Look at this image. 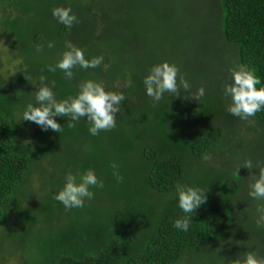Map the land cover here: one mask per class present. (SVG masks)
<instances>
[{
  "label": "trees",
  "instance_id": "16d2710c",
  "mask_svg": "<svg viewBox=\"0 0 264 264\" xmlns=\"http://www.w3.org/2000/svg\"><path fill=\"white\" fill-rule=\"evenodd\" d=\"M215 2L214 38L232 47L234 66L247 65L261 81L257 88L264 87V0ZM0 6L18 13L13 19L4 17V29L11 32L19 21L29 27L22 26L18 37L11 34L26 54L25 63L36 59L29 48L32 37L36 46L52 39L56 52L66 50L65 44L57 42L66 39L83 49L86 59L103 56V63L110 65L107 71L103 65L74 67L71 80L58 68L47 73L46 80L54 79L51 88L57 100L75 96L87 80L125 96L116 127L110 131L93 136L85 118L72 122L75 127L70 128V118L59 116L56 122L63 127L61 132L44 131L37 125L30 133L32 143L26 144L18 138L23 121L20 116L15 120L8 93L0 89V220L31 164L46 161L51 169L46 183L53 195L44 196L38 210L44 228L33 232V215L20 213L21 225L27 228L20 233V241L28 237L34 251L26 264H178L186 254L224 237L231 228L242 177L229 168L214 181L210 168L219 167L213 156L226 147L235 127L246 123L235 116L229 119L225 111L211 113L210 102L198 106L183 91L179 97L165 93L158 102L146 95L143 80L161 62L183 66L180 74L186 80L197 76L184 51L177 55L180 40L171 0H0ZM55 7L71 8L77 22L70 28L59 23L52 15ZM53 31L57 38H46ZM45 67L38 64L33 73ZM24 76L19 73L9 81L15 110L21 113L22 103L32 100L27 99L24 86L29 82ZM32 78L39 82L36 75ZM250 119L264 131V108ZM73 148L78 155L72 153ZM205 157H211L212 163L203 165ZM112 163L119 165L120 183L112 175ZM87 169L94 171L104 187H91L94 198L85 199L84 207L66 209L54 195L69 172L76 175ZM177 183L206 191V202L188 214L192 223L187 232L173 226L185 215L178 207ZM12 205L18 208L16 200ZM58 216V228L52 231L51 221Z\"/></svg>",
  "mask_w": 264,
  "mask_h": 264
},
{
  "label": "rangeland",
  "instance_id": "374dc122",
  "mask_svg": "<svg viewBox=\"0 0 264 264\" xmlns=\"http://www.w3.org/2000/svg\"><path fill=\"white\" fill-rule=\"evenodd\" d=\"M7 8L5 7L3 11L0 6V89L8 93V101L12 103L13 113L17 121L18 113L21 112L20 110H15L17 103L13 102V98L10 96L12 91L10 92L9 81L14 79L19 73H25L24 78L29 82L27 86L24 84L26 96L27 99L31 98L33 101L26 100L22 103L20 109L23 111L28 103L35 105L36 101L32 93L38 91V86H34L38 82L33 80L32 75H36L39 78L47 73L52 74V71L48 70V66L56 64L62 51L58 50L56 52L55 48H48L47 43H44L42 51H37V49H34L37 46L32 44L31 37L29 38L31 41L29 42V48L33 49L32 58L36 59H28L26 61L28 64H26L24 61L26 54L19 49L18 44L20 43L13 37L14 35L18 37L21 34L22 26L27 27L26 23L19 21L15 26L11 27V32L10 29H4L1 23L4 17L13 19L18 16L15 10ZM171 8L175 9L172 18L174 22L176 21L175 32L179 36L178 41L180 40L177 45V55L183 50L188 62L192 60L191 66L193 70L197 72L196 78L187 80L191 86L188 96L198 106L210 102L211 113L225 111L228 118L232 120L233 115H230L226 110L229 98L225 97L223 89L225 84L231 82L229 69L235 67L233 60L234 50L219 38H217L218 40L214 38L213 27L217 19L215 0H171ZM38 17L43 20L41 14ZM38 25L40 27L43 26L42 24ZM48 37L55 39V32H47L46 38ZM57 42L66 44L67 40L65 39L64 42L62 39L57 40ZM51 54H54V58L50 57ZM38 64H41V67L43 65L47 67H45V70L42 69L39 74H34L33 72L38 71L34 69V66ZM175 65L178 67V64ZM182 68L183 66L179 68L180 72L183 71L181 70ZM29 70L32 75L30 73L26 74ZM53 82L54 79L52 77H47V80H45V83L50 87H55ZM201 87L204 89V96L195 101L192 99V93H195ZM58 118L59 116L55 117V121ZM238 119L240 118L238 117ZM21 121L23 123L20 124L21 128L18 131V138L26 144H31L30 133L37 125L30 121ZM245 123L243 128L240 127L236 130L235 127V131L229 136V141L227 140L226 147L222 151H217V155L213 156L216 163L219 164L218 168H214V166L210 168L213 171L214 181L216 177H219L220 174H223L229 168H234L236 171L239 166L243 165L245 160H251L254 166L257 164L264 165V131L250 118ZM25 141H30V143ZM72 153L78 155L74 148ZM211 157L205 159L202 164H211ZM224 158L227 159L225 162ZM193 166H196L195 162H193ZM50 171V166L46 161H42L38 165L31 164L26 180L6 206L5 217L0 220V264H26L27 259L33 256L34 251L30 247L29 238L27 237L28 240L26 239L23 243L20 241V233L25 231V229L27 230V228L24 224L21 225L19 218L20 213L27 216L32 214L35 221L32 231L42 230V215L38 210L40 205L44 203V196L47 194L53 195L52 189L46 183V173ZM257 171L258 169L255 167L251 171L243 167L238 170L242 177V187L234 199L231 228L227 234L214 245H208L201 250L186 254L178 264H229L230 260L242 259V254L247 251H255L258 255L264 256V227H257L255 223L256 219H258L257 205L264 204V200H256L248 195L249 176L257 174ZM211 183L213 182L211 181ZM13 200L17 201L18 208H14L12 205ZM59 217L51 221L50 229L52 231L58 228Z\"/></svg>",
  "mask_w": 264,
  "mask_h": 264
},
{
  "label": "clouds",
  "instance_id": "9594fccd",
  "mask_svg": "<svg viewBox=\"0 0 264 264\" xmlns=\"http://www.w3.org/2000/svg\"><path fill=\"white\" fill-rule=\"evenodd\" d=\"M53 17L66 27H71L77 22L76 17L71 14V8L55 7L52 9ZM48 48L54 47L53 42L47 43ZM66 50L59 54V58L54 66H48V70L55 72L58 68L63 71L65 79L73 78L74 67L79 66L83 69L97 68L103 65L105 71L110 67L104 64V57L97 56L86 59L84 50L79 49L71 42H66ZM43 45L37 46V51H42ZM230 83L224 85V95L229 98L226 110L233 116L242 120H249L257 112L264 108V87L257 88L261 83L254 70L245 64H237L229 69ZM46 77H39L38 91L32 93L35 97V105L28 103L22 113H18L20 120H26L35 123L42 130L51 129L53 132H61V127L54 117H69L68 127H75V123L81 118H85L89 123V133L93 136L101 131H110L116 127V114L121 111V102L125 100L123 93L106 91L102 83L93 80H87L79 85V91L75 96H68L63 100H57L52 88L45 83ZM130 83V81H129ZM146 95L152 98L154 102L163 99L165 93L179 97L181 92L188 93L190 85L175 64L161 62L152 66L148 70V75L144 78ZM54 86V82H53ZM204 96L203 87L192 93V99L199 100ZM30 143V141H25ZM208 159V157H205ZM112 175L118 183L123 181L119 172V165L112 163ZM243 167L248 170L258 169L257 174L249 176L248 195L256 200H264V165H253L251 160H245ZM91 187L103 188V181L98 180L92 169H87L82 173L73 175L69 172L65 177V183L62 189L54 195V199L60 202L66 209L84 207L85 199L94 198V193L89 189ZM175 195L178 199V207L185 213L181 218L173 222L176 229L187 232L192 219L188 214H194L202 204L206 202V191L198 187H189L177 183L175 185ZM258 219L255 223L257 227H264V204L257 205ZM242 259L230 260L229 264H264V256L258 255L255 251H247L242 254Z\"/></svg>",
  "mask_w": 264,
  "mask_h": 264
}]
</instances>
